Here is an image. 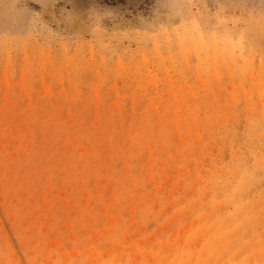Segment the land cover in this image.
<instances>
[{
    "label": "rangeland",
    "instance_id": "obj_1",
    "mask_svg": "<svg viewBox=\"0 0 264 264\" xmlns=\"http://www.w3.org/2000/svg\"><path fill=\"white\" fill-rule=\"evenodd\" d=\"M0 264H264V0H0Z\"/></svg>",
    "mask_w": 264,
    "mask_h": 264
}]
</instances>
